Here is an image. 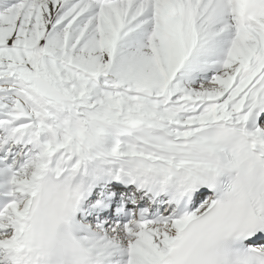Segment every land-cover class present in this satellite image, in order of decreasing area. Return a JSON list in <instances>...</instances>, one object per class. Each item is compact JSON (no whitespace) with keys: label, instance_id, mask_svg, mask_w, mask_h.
<instances>
[{"label":"snow or ice","instance_id":"snow-or-ice-1","mask_svg":"<svg viewBox=\"0 0 264 264\" xmlns=\"http://www.w3.org/2000/svg\"><path fill=\"white\" fill-rule=\"evenodd\" d=\"M0 264H264V0H0Z\"/></svg>","mask_w":264,"mask_h":264}]
</instances>
